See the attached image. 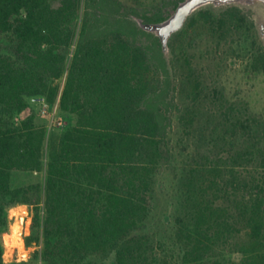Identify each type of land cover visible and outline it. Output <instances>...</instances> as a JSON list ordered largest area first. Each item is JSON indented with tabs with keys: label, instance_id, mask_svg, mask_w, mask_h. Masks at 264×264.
Here are the masks:
<instances>
[{
	"label": "trees",
	"instance_id": "16d2710c",
	"mask_svg": "<svg viewBox=\"0 0 264 264\" xmlns=\"http://www.w3.org/2000/svg\"><path fill=\"white\" fill-rule=\"evenodd\" d=\"M184 1L0 0V227L9 203L32 205L26 243L43 240L45 264L106 252L114 264H153L150 242L137 231L182 106L176 65L143 25L165 22ZM198 19L219 43L238 34L249 42L248 66L264 73V45L245 31L255 24L248 9H202ZM35 96L76 117L48 140L46 164L47 127L33 116L16 119ZM255 154L198 161L207 177L189 178L177 218L180 264H264V158ZM44 167V200L38 185L13 187L14 171Z\"/></svg>",
	"mask_w": 264,
	"mask_h": 264
},
{
	"label": "rangeland",
	"instance_id": "374dc122",
	"mask_svg": "<svg viewBox=\"0 0 264 264\" xmlns=\"http://www.w3.org/2000/svg\"><path fill=\"white\" fill-rule=\"evenodd\" d=\"M124 1L143 4L157 0ZM229 4L249 10L250 20L255 24H247L243 30L264 45V0H186L180 5L184 17L179 27L172 26L177 13L165 22L143 25L162 38L168 59L176 65L177 97L182 106V111L173 115L165 158L155 174L150 215L137 231L150 242L153 264H180L177 218L186 212L189 178L197 176L196 183L207 177L205 171L199 170L198 161L205 163L212 157H227L248 149L256 151V159L264 158L261 153L264 150V73H254L248 66L251 44L242 42L239 34L235 40L219 43L198 19L202 9L217 11ZM39 97H27L28 107L16 119L33 116L36 123L47 127L46 164L48 140L72 127L76 117L62 111L59 105L56 107L58 101L50 103L46 99L38 100ZM204 155L210 158H203ZM45 180V167L40 171H14L12 178L14 188L38 185L42 200ZM34 211L30 204H8V222L0 227V245L6 264H45L43 240L40 243L33 240L32 245L26 243V237L32 234ZM114 262V252H106L73 260L71 264Z\"/></svg>",
	"mask_w": 264,
	"mask_h": 264
},
{
	"label": "water",
	"instance_id": "95a60500",
	"mask_svg": "<svg viewBox=\"0 0 264 264\" xmlns=\"http://www.w3.org/2000/svg\"><path fill=\"white\" fill-rule=\"evenodd\" d=\"M176 13H177V18L176 19H174L173 20V22H172V26H173V28H177V27H179L180 26V24H181V22H182V20H183V17H184V15H183V13H181L180 12V6H179V8L177 9V11H176ZM147 29V28H146ZM149 30V29H148Z\"/></svg>",
	"mask_w": 264,
	"mask_h": 264
},
{
	"label": "built area",
	"instance_id": "2783aa9c",
	"mask_svg": "<svg viewBox=\"0 0 264 264\" xmlns=\"http://www.w3.org/2000/svg\"><path fill=\"white\" fill-rule=\"evenodd\" d=\"M37 99H38V100H44L45 98H44V97H39V98H37ZM58 105H59V103L57 102L56 107H58ZM54 115H55V114H54ZM54 115H53V117H52V121H53V119H54V117H55Z\"/></svg>",
	"mask_w": 264,
	"mask_h": 264
},
{
	"label": "bare ground",
	"instance_id": "6f19581e",
	"mask_svg": "<svg viewBox=\"0 0 264 264\" xmlns=\"http://www.w3.org/2000/svg\"><path fill=\"white\" fill-rule=\"evenodd\" d=\"M16 232V231H15ZM19 232V231H18ZM19 243V242H18Z\"/></svg>",
	"mask_w": 264,
	"mask_h": 264
}]
</instances>
